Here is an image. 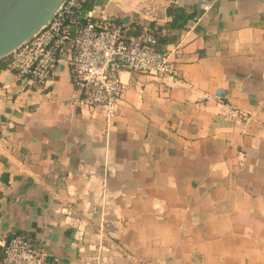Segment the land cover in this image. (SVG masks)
<instances>
[{
	"label": "crops",
	"instance_id": "obj_1",
	"mask_svg": "<svg viewBox=\"0 0 264 264\" xmlns=\"http://www.w3.org/2000/svg\"><path fill=\"white\" fill-rule=\"evenodd\" d=\"M92 2L127 38L181 44L178 77L124 72L108 122L77 106L65 56L43 86L0 69V248L15 233L55 264H264V0ZM173 8L195 19L173 30Z\"/></svg>",
	"mask_w": 264,
	"mask_h": 264
},
{
	"label": "built area",
	"instance_id": "obj_2",
	"mask_svg": "<svg viewBox=\"0 0 264 264\" xmlns=\"http://www.w3.org/2000/svg\"><path fill=\"white\" fill-rule=\"evenodd\" d=\"M91 1L64 0L48 24L8 57L5 70L43 86L65 56L79 94L77 106L112 122L124 93L122 74L176 80L173 62L181 44L158 51L150 32L127 38L120 26L85 11ZM230 117L237 118V113L231 111ZM1 247L2 264H55L45 249L23 235L10 234Z\"/></svg>",
	"mask_w": 264,
	"mask_h": 264
},
{
	"label": "water",
	"instance_id": "obj_3",
	"mask_svg": "<svg viewBox=\"0 0 264 264\" xmlns=\"http://www.w3.org/2000/svg\"><path fill=\"white\" fill-rule=\"evenodd\" d=\"M63 2L0 0V61L8 58L43 29Z\"/></svg>",
	"mask_w": 264,
	"mask_h": 264
},
{
	"label": "trees",
	"instance_id": "obj_4",
	"mask_svg": "<svg viewBox=\"0 0 264 264\" xmlns=\"http://www.w3.org/2000/svg\"><path fill=\"white\" fill-rule=\"evenodd\" d=\"M93 2L91 1V3H89L86 7H85V11H91L93 8ZM169 16L171 17V22L169 24V27L172 28L173 30L175 29V27H177V25L180 23L182 25H186L189 21H193L195 19L194 15H189L187 14L183 9L181 8H173L171 10V12L169 13ZM153 36L155 37V39L157 38L155 33H152ZM156 50L161 51L160 46L162 45V42L156 39ZM7 59L1 60L0 61V69L3 70L5 69L6 63H7ZM3 182L7 183V180L4 179L3 177ZM2 254V249L0 248V255ZM3 260V257H2Z\"/></svg>",
	"mask_w": 264,
	"mask_h": 264
}]
</instances>
